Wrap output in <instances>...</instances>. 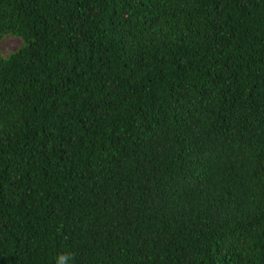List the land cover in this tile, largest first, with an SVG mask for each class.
I'll use <instances>...</instances> for the list:
<instances>
[{
	"label": "trees",
	"instance_id": "trees-1",
	"mask_svg": "<svg viewBox=\"0 0 264 264\" xmlns=\"http://www.w3.org/2000/svg\"><path fill=\"white\" fill-rule=\"evenodd\" d=\"M0 264H264V0H0Z\"/></svg>",
	"mask_w": 264,
	"mask_h": 264
},
{
	"label": "rangeland",
	"instance_id": "rangeland-1",
	"mask_svg": "<svg viewBox=\"0 0 264 264\" xmlns=\"http://www.w3.org/2000/svg\"><path fill=\"white\" fill-rule=\"evenodd\" d=\"M22 41L20 38L7 35L0 42V49L2 54L6 56L9 52L17 49L21 45Z\"/></svg>",
	"mask_w": 264,
	"mask_h": 264
},
{
	"label": "clouds",
	"instance_id": "clouds-1",
	"mask_svg": "<svg viewBox=\"0 0 264 264\" xmlns=\"http://www.w3.org/2000/svg\"><path fill=\"white\" fill-rule=\"evenodd\" d=\"M72 259V255L70 253H60L57 264H69V261Z\"/></svg>",
	"mask_w": 264,
	"mask_h": 264
}]
</instances>
